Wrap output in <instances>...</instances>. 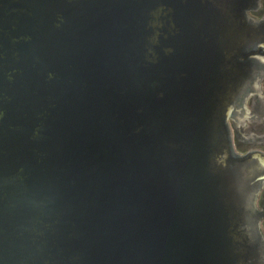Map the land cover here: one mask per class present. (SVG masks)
Returning <instances> with one entry per match:
<instances>
[{
	"label": "water",
	"instance_id": "water-1",
	"mask_svg": "<svg viewBox=\"0 0 264 264\" xmlns=\"http://www.w3.org/2000/svg\"><path fill=\"white\" fill-rule=\"evenodd\" d=\"M258 9L0 0V264H264Z\"/></svg>",
	"mask_w": 264,
	"mask_h": 264
},
{
	"label": "flooded vegetation",
	"instance_id": "flooded-vegetation-1",
	"mask_svg": "<svg viewBox=\"0 0 264 264\" xmlns=\"http://www.w3.org/2000/svg\"><path fill=\"white\" fill-rule=\"evenodd\" d=\"M250 18L258 19L264 15V0H259V9L248 13ZM264 92V81L260 83ZM259 106V99L257 95H252L247 101L248 113H254ZM231 130V142L235 153L242 155L251 150L264 152V113L248 118L245 124H242V137L240 138L236 133L234 126L229 125ZM256 207L261 212H264V182L258 193ZM259 224L264 236V217H261Z\"/></svg>",
	"mask_w": 264,
	"mask_h": 264
},
{
	"label": "rangeland",
	"instance_id": "rangeland-1",
	"mask_svg": "<svg viewBox=\"0 0 264 264\" xmlns=\"http://www.w3.org/2000/svg\"><path fill=\"white\" fill-rule=\"evenodd\" d=\"M250 97H251V96H249V97L247 98L246 102H245V108H246V112H247V113H248V111H247V101L250 99ZM247 120H248V119L244 120L242 124H245V121H247ZM263 238H264V236H263Z\"/></svg>",
	"mask_w": 264,
	"mask_h": 264
}]
</instances>
